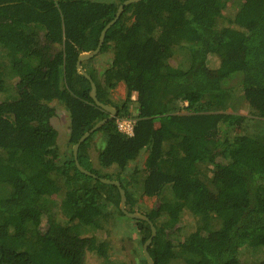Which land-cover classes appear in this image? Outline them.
Returning <instances> with one entry per match:
<instances>
[{"label": "trees", "instance_id": "obj_1", "mask_svg": "<svg viewBox=\"0 0 264 264\" xmlns=\"http://www.w3.org/2000/svg\"><path fill=\"white\" fill-rule=\"evenodd\" d=\"M118 1L0 0V264H84L87 252L107 256L108 242L96 234L107 217L104 185L86 155L97 132L105 141L98 165L117 169L114 178H103L120 183L126 204L134 203L120 173L142 153V195L160 198L168 191V199L143 214L156 229L147 247L153 264H243L241 252L264 250V0L124 5L100 49L111 47L113 55L103 84L81 65L97 100L116 110L78 147L77 162L87 175L75 166L72 147L109 113L92 100L76 63L97 48L126 0ZM231 1L239 8L229 25L219 27ZM212 56L224 77L207 73ZM119 83L125 99L118 106L108 90ZM236 86L243 100L232 94ZM51 102L68 113L67 158L58 149ZM240 103L262 123L236 134L235 115L227 111ZM116 118L135 120L131 137L116 131ZM206 163L221 172L215 199L200 182ZM111 187L115 194L107 202L118 208L120 195ZM183 211L193 216L195 229L173 244L170 235L180 232ZM134 221L144 244L149 223Z\"/></svg>", "mask_w": 264, "mask_h": 264}, {"label": "rangeland", "instance_id": "obj_2", "mask_svg": "<svg viewBox=\"0 0 264 264\" xmlns=\"http://www.w3.org/2000/svg\"><path fill=\"white\" fill-rule=\"evenodd\" d=\"M97 2H110L119 4L118 0H91ZM239 6L237 1H231L227 3L226 7L222 11V17L219 19L218 25L226 26L229 25L230 20L233 18V15L238 10ZM3 56L2 54L0 57ZM112 50L111 47H108L104 52L99 53L96 57L87 61L84 68L95 72V77L99 80V82L103 83V72L106 71L107 67H110V60L112 57ZM235 60L239 59L240 56L236 55L235 53ZM99 58V59H98ZM109 59L106 61V59ZM96 59L98 60L96 62ZM207 62L206 71L211 77H224L225 72L223 69L220 68V61L216 57H211ZM240 67H243V62L239 61ZM16 81L11 80L10 87L13 88ZM232 94L243 100L242 94L238 86L233 88ZM108 97L116 105H121L125 99V89L121 83L117 85L114 89L108 90ZM4 98L3 94H0V100ZM241 100V101H242ZM243 102V101H242ZM50 106L55 109V115L51 119V123L58 132V149L61 152L64 158L70 156L71 146L69 147L67 144V128H68V113L65 108L58 102H51ZM129 107H133V105H128ZM130 111H134V109H130ZM228 113L234 114V132L240 133L242 130H251L253 128H258V119L250 110L249 107H245L243 104H238V107H234L227 111ZM60 138V141H59ZM105 147V141H103V134L102 132H97L94 137L92 138L87 151L86 155H89L90 162H92L94 169L98 172L99 176L103 178L104 175H110L111 177H115V173L117 169H102L98 165L97 162V155L98 153ZM217 155V152L216 154ZM144 157L145 153H142L136 161L129 164L126 170L120 173V182L125 186L127 192L130 194L131 199L133 200L134 204H126L125 202V209L129 212H135L140 214H145L150 212L153 209H157L162 203L163 198H169L168 191L165 192L160 198L153 197L147 198L142 195L141 191V183L145 178V171H144ZM85 170V169H84ZM88 172V170H85ZM221 172L214 168L212 164L206 163L200 166V182L205 184L209 190V194L215 199L216 197V190L214 187V180L219 177ZM82 184V183H78ZM103 184V183H101ZM103 190L101 191L102 194V201L108 207L105 208L106 210V219L103 223V228L98 231L97 238L104 241L105 243L108 242V246L106 249V257H98L93 252H87L85 256L84 264H143L142 257V247L141 244V235L137 229L136 222L132 219L127 218L125 215L119 212V205L116 208L114 205H110L108 201H111L114 197L115 191L114 189L107 184H103ZM53 199L59 201V197H53ZM54 214L57 218L61 219L62 216L58 212V210L54 211ZM45 225V219L42 221V227ZM181 226V230L177 234H171L170 237L173 241V244H177L181 242L183 238L188 235L190 232L194 231L195 229V220L193 216L188 211H183L181 215V221L178 227ZM176 228V227H175ZM216 234V232H213ZM91 234L84 235L86 237L91 236ZM211 241V240H210ZM212 242V241H211ZM210 245V244H209ZM208 245V246H209ZM241 261L243 264H264V250H244L241 252Z\"/></svg>", "mask_w": 264, "mask_h": 264}, {"label": "water", "instance_id": "obj_3", "mask_svg": "<svg viewBox=\"0 0 264 264\" xmlns=\"http://www.w3.org/2000/svg\"><path fill=\"white\" fill-rule=\"evenodd\" d=\"M138 0H126L124 1L122 4H120L117 8V11L115 13V17L113 18L112 21H110L105 28L101 31L100 36H99V42H98V46L94 51H91L89 53H81L78 58H77V63H76V68L78 71L81 72V74H83L85 76V78L87 80H89L90 82V86H91V90H90V96L92 98V100L94 101V103L96 104V106L100 107L102 110L106 111L107 113H109L108 117L103 119L102 121L98 122L95 126H93L89 132H86L85 134H83L81 136V138L78 140V142L76 144H74V146L72 147V153H73V159L75 161V166L77 167V169L79 171H81L84 174L90 175L89 172L83 170L80 165L77 162V150L79 145L93 132H95L96 130H98V128H100L102 125H104L106 122L113 120V118L116 115V110L110 106L104 105L102 103H100L97 98H96V87L95 84L91 81V78L86 75L81 68V63L93 58L101 49V46L103 44L104 41V36L106 34V31L118 20L121 11L123 9L124 5H128L131 3H134ZM100 182L103 184H107V185H111L117 188L119 195H120V205H119V210L122 212L123 215H125L127 218L132 219V220H144L146 222L149 223L150 226V230H151V235L150 237L144 242L143 247H142V252L143 255L145 257L146 263L147 264H153L148 252H147V247L149 246V244L151 243L152 239L155 237L156 235V229L154 228V226L152 225V223L148 220V218L146 216H144L143 214L140 213H130L125 209V202H126V198H125V192L124 190L121 188V185L119 182L117 181H110V180H105L103 178H100Z\"/></svg>", "mask_w": 264, "mask_h": 264}, {"label": "built area", "instance_id": "obj_4", "mask_svg": "<svg viewBox=\"0 0 264 264\" xmlns=\"http://www.w3.org/2000/svg\"><path fill=\"white\" fill-rule=\"evenodd\" d=\"M135 126V120L132 118H116L115 128L116 131L126 137H131L133 135Z\"/></svg>", "mask_w": 264, "mask_h": 264}, {"label": "crops", "instance_id": "obj_5", "mask_svg": "<svg viewBox=\"0 0 264 264\" xmlns=\"http://www.w3.org/2000/svg\"><path fill=\"white\" fill-rule=\"evenodd\" d=\"M95 57H96V56H95ZM112 57H113V56H112ZM112 57H111V60H112ZM98 59H99V58H98ZM109 59H110V58H109ZM109 59L107 58L106 61H108ZM111 60H110V61H111ZM97 61H98V60L96 59V62H97ZM86 63H87V62H86ZM86 63H85V64H86ZM85 64H84V65H85ZM106 69H108V67H107ZM86 70H88V69L86 68ZM93 74H94V76H95V72H93ZM103 81H104V79H103ZM102 84H103V83H102ZM121 84H122V83H121ZM122 85H123V84H122ZM123 87H124V85H123ZM124 89H125V88H124ZM136 100H137V94H136L135 92L131 93V103H130V104L133 105V106H136V105H135ZM87 156L89 157L88 154H87ZM89 160H90V158H89ZM91 163H92V162H91ZM114 167H115V166H112V167H110V168H106V169H107V170H108V169H114ZM102 169H104V168H102ZM106 169H105V170H106ZM115 169H116V168H115Z\"/></svg>", "mask_w": 264, "mask_h": 264}, {"label": "clouds", "instance_id": "obj_6", "mask_svg": "<svg viewBox=\"0 0 264 264\" xmlns=\"http://www.w3.org/2000/svg\"><path fill=\"white\" fill-rule=\"evenodd\" d=\"M88 53H89V52H88ZM99 53H100V51H99L96 55H98ZM96 55H95V56H96ZM95 56H94V57H95ZM94 57H93V58H94ZM91 59H92V58H91ZM89 60H90V59H88V60H86V61H84V62H82V63H85V62H87V61H89ZM82 63H81V65H82ZM110 63H111V62H110ZM81 68H82V66H81ZM82 71L84 72L83 69H82ZM80 73H81V72H80ZM103 179H104V178H103ZM105 180H106V179H105ZM110 181H111V180H110ZM112 181H113V180H112ZM110 186H111V185H110Z\"/></svg>", "mask_w": 264, "mask_h": 264}]
</instances>
